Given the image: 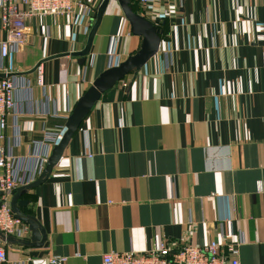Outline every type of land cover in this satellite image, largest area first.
Returning a JSON list of instances; mask_svg holds the SVG:
<instances>
[{"label": "crops", "instance_id": "1", "mask_svg": "<svg viewBox=\"0 0 264 264\" xmlns=\"http://www.w3.org/2000/svg\"><path fill=\"white\" fill-rule=\"evenodd\" d=\"M101 2L87 0L72 17L28 19L24 45L3 61L27 87L0 142L23 180L43 172L35 159L43 133L62 135L96 77L140 48L110 0L84 64L51 59L83 49ZM134 10L160 30L159 49L100 97L45 181L18 197L44 240L11 239L7 264H102L161 241H217L227 258L233 246L239 264H264V0H134ZM39 62L42 86L32 72Z\"/></svg>", "mask_w": 264, "mask_h": 264}, {"label": "built area", "instance_id": "2", "mask_svg": "<svg viewBox=\"0 0 264 264\" xmlns=\"http://www.w3.org/2000/svg\"><path fill=\"white\" fill-rule=\"evenodd\" d=\"M89 1V0H88ZM142 6L149 7L156 0H138ZM87 0H0V32L4 38L0 41V73L13 75L0 79V142L4 141V131L7 119L15 116L17 92L27 87L24 80L17 73L7 70L3 61L10 53H15L25 43L29 27L27 20L33 17H72L79 11H85ZM90 11V10H89ZM88 11V12H89ZM93 12V10H91ZM92 14V13H91ZM161 16L168 17L169 9H163ZM37 84L42 86V70L40 65L35 69ZM13 128L12 143L18 147L20 143L16 124ZM59 132H44L36 145L38 154L35 159L39 163V170L47 163L50 151L61 138ZM16 156L7 153L0 145V264L6 262V245L8 238L25 239L29 235L27 225L16 219L10 209L11 194L20 187H26L35 180L36 170L31 171L28 180L20 178L16 170ZM228 258L220 252V244L211 241L202 247L179 244L173 241H161L151 249L142 252L112 253L102 257V264H239L235 258L236 250L233 246L226 247ZM49 264H63L64 259L53 257Z\"/></svg>", "mask_w": 264, "mask_h": 264}, {"label": "water", "instance_id": "3", "mask_svg": "<svg viewBox=\"0 0 264 264\" xmlns=\"http://www.w3.org/2000/svg\"><path fill=\"white\" fill-rule=\"evenodd\" d=\"M109 1L110 0H102L101 4L90 19L89 30L83 49L79 52L56 55L51 59L71 55L78 57V64L82 66L85 62V57L89 54L93 38L105 14ZM131 1L132 0H116L125 21L129 25V33L132 36L141 38L139 50L134 55L127 57L124 61L107 68L96 77L92 83V86L87 89V91L78 99L77 103L72 109L65 123V132L62 134L58 144L52 149L41 175L30 185L26 187H20L11 194L10 209L16 219L27 225L29 233L31 234L30 242L28 243L30 246H40L44 240V233L41 227L34 221V219L20 213L16 207V201L18 197L21 194H24L26 189L35 188L45 181L53 167L57 164L60 157L62 156L70 138L79 128L82 120L91 111L100 97L117 85V83L123 80L128 74L140 70L157 53L159 49L160 30L156 25L136 14L132 10ZM156 24H158V22ZM41 63L42 62H39L33 68L32 72L35 71L36 67ZM11 76L13 75L0 74V79H6ZM0 237L4 239L2 235H0ZM6 240L9 242L11 241V238Z\"/></svg>", "mask_w": 264, "mask_h": 264}, {"label": "trees", "instance_id": "4", "mask_svg": "<svg viewBox=\"0 0 264 264\" xmlns=\"http://www.w3.org/2000/svg\"><path fill=\"white\" fill-rule=\"evenodd\" d=\"M131 7H132V10L135 12L134 10V0L131 1ZM136 13V12H135ZM137 14V13H136Z\"/></svg>", "mask_w": 264, "mask_h": 264}, {"label": "rangeland", "instance_id": "5", "mask_svg": "<svg viewBox=\"0 0 264 264\" xmlns=\"http://www.w3.org/2000/svg\"><path fill=\"white\" fill-rule=\"evenodd\" d=\"M99 1V0H98Z\"/></svg>", "mask_w": 264, "mask_h": 264}]
</instances>
